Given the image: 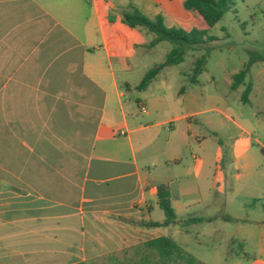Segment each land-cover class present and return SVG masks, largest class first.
<instances>
[{
	"label": "crops",
	"instance_id": "0c3cea01",
	"mask_svg": "<svg viewBox=\"0 0 264 264\" xmlns=\"http://www.w3.org/2000/svg\"><path fill=\"white\" fill-rule=\"evenodd\" d=\"M185 1L0 0V264L119 263L161 236L188 243L196 225L199 244L239 241L264 264L258 113L228 94L209 106L188 87L175 111L160 73L137 108L123 101V14L190 30L201 16ZM160 186L180 220L205 221L140 226L165 219Z\"/></svg>",
	"mask_w": 264,
	"mask_h": 264
},
{
	"label": "rangeland",
	"instance_id": "374dc122",
	"mask_svg": "<svg viewBox=\"0 0 264 264\" xmlns=\"http://www.w3.org/2000/svg\"><path fill=\"white\" fill-rule=\"evenodd\" d=\"M191 13H195L191 11ZM200 17V16H199ZM192 23L191 28L208 29L206 22L200 17ZM126 29L125 42L128 46V55L131 57L132 68L126 76L118 72L121 83L127 79L132 85L130 90L124 86L126 96L123 101H131L133 108H137V98H150L152 89L141 92L137 86L142 82L146 73L165 61L166 56L173 49V44L163 41L151 46L156 35L143 27L136 30ZM210 35L216 40L199 46L196 50H189L185 60L175 66L163 69L158 75V81L166 85L161 91L162 95L175 104L173 110H179L177 99L181 96L183 87L191 88L201 99L207 100L209 106L225 105L224 95L228 94L232 100L242 95L248 82L253 83L250 94L251 105L240 102V109L244 111H256L259 120V133L264 135V0H234L224 10L222 19L210 29ZM133 42L142 44L139 52L135 53L131 48ZM206 57L205 70L199 76L200 83H191L196 67V62ZM115 57V55H114ZM116 64V60H115ZM251 64V69L240 92L229 89V82L246 65ZM118 68V67H117ZM167 80L166 82H162ZM240 94V95H239ZM236 107H234L235 109ZM225 231L236 229L234 222L218 221ZM202 226L196 225L191 228V239L188 243L181 240L180 245L187 248L199 260L206 264H254L255 253L249 246H242L239 241L227 244L226 241L211 246L199 244L197 235Z\"/></svg>",
	"mask_w": 264,
	"mask_h": 264
},
{
	"label": "trees",
	"instance_id": "16d2710c",
	"mask_svg": "<svg viewBox=\"0 0 264 264\" xmlns=\"http://www.w3.org/2000/svg\"><path fill=\"white\" fill-rule=\"evenodd\" d=\"M234 0H186L184 7L187 10L197 12L207 23L208 29L168 27L162 15L151 19L133 7L130 11L123 14V22L130 28L143 27L154 33L156 38L151 46L160 42L168 41L173 44V49L166 56L164 62L149 70L142 82L137 86L139 90H145L153 79L165 68L182 63L189 50H196L199 46L209 44L216 40L210 35V29L214 27L223 17L224 10L232 5ZM206 57L198 59L192 76L191 82L196 83L199 76L205 70ZM251 64L246 65L239 73L234 76L233 89L243 85L248 77ZM253 90V83L250 81L242 95V101L248 103L250 94ZM264 152V151H263ZM159 205L165 212L163 221H142L143 227H162L178 223H199L204 222L203 218H192L180 220L171 201V193L166 186L159 187ZM78 264H206L196 258L189 251L184 249L175 239L168 236H161L151 239L138 246L133 252H128L127 258L119 263L115 262H96Z\"/></svg>",
	"mask_w": 264,
	"mask_h": 264
},
{
	"label": "built area",
	"instance_id": "2783aa9c",
	"mask_svg": "<svg viewBox=\"0 0 264 264\" xmlns=\"http://www.w3.org/2000/svg\"><path fill=\"white\" fill-rule=\"evenodd\" d=\"M142 110L145 112L146 111V108L145 107H142Z\"/></svg>",
	"mask_w": 264,
	"mask_h": 264
}]
</instances>
